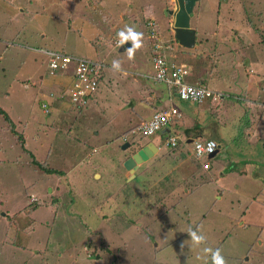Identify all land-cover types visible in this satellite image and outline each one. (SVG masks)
<instances>
[{
	"label": "rangeland",
	"instance_id": "374dc122",
	"mask_svg": "<svg viewBox=\"0 0 264 264\" xmlns=\"http://www.w3.org/2000/svg\"><path fill=\"white\" fill-rule=\"evenodd\" d=\"M173 8L174 0H0V108L23 138L0 115V264H211L203 247L220 249L227 264H264V110L232 112L234 100L212 76L207 88L224 98L197 105L152 79L155 45L168 61L192 65L193 83L212 62L223 77L242 67L215 38V50L226 54L214 59L211 35L205 52L191 57L197 35L192 45L191 32L172 28L164 10ZM193 9L190 30L195 19L209 33L216 17L231 20L238 11L234 46L260 59L264 0H198ZM125 26L143 33L131 60V42L117 45ZM44 50L103 64L87 103L59 98L66 77L49 75ZM263 95L253 105L261 106ZM170 107L181 112L173 131L172 124L143 137L142 123ZM250 122L251 131L262 127L245 139ZM214 130L216 139L209 137ZM168 136L177 139L174 148ZM189 138L218 143L210 171L193 160ZM148 143L159 151L133 173L125 169ZM189 229L205 244L193 245Z\"/></svg>",
	"mask_w": 264,
	"mask_h": 264
},
{
	"label": "built area",
	"instance_id": "2783aa9c",
	"mask_svg": "<svg viewBox=\"0 0 264 264\" xmlns=\"http://www.w3.org/2000/svg\"><path fill=\"white\" fill-rule=\"evenodd\" d=\"M117 45H120L119 40L117 41ZM158 50L159 46L155 45L152 56V79L155 82L174 89L176 97L183 102L203 104L210 101L211 104H215L221 101V96L215 94V92L209 90L206 86L187 83L186 78L189 76V68L183 63L168 61L165 55ZM41 53L47 59V68L50 76L61 75L66 77L64 80L65 86L59 98L63 101L70 100L75 105L87 103L97 91L103 77L102 65L97 62L71 57L64 52L55 50H44ZM180 116L181 113L173 107L155 113L142 123L140 134L143 137H150L161 133ZM176 140L175 137L168 136L165 138V144L167 147L174 148ZM210 144L214 148L211 152L208 151ZM191 146L193 160L202 166L203 171H210L211 158L209 156L217 153L219 150L216 141L210 138H197L192 141Z\"/></svg>",
	"mask_w": 264,
	"mask_h": 264
},
{
	"label": "crops",
	"instance_id": "0c3cea01",
	"mask_svg": "<svg viewBox=\"0 0 264 264\" xmlns=\"http://www.w3.org/2000/svg\"><path fill=\"white\" fill-rule=\"evenodd\" d=\"M196 3H195V5H196ZM195 5H194V7H195ZM237 12L238 11H236L234 13V16H232L231 20L228 19L226 16L216 17L212 33L206 32L203 29L199 30L198 29V25L196 26L195 19H194L192 27L195 30V34L197 35V37H196L195 46L191 50H189L190 51L189 54H190L191 57H193L192 53L193 54L197 53V51H199V50L205 52L206 49L204 47H202V46L206 45L208 43V40L206 39V37L211 35L210 36L211 37L210 41L213 42V50L214 51L212 53V56L215 57L214 59L217 60L216 58H221V56H222V58H224L223 55L226 54V52L224 53L220 49V47H219V51L215 50V48H214V38H215L218 41H220L222 43V45L223 44H227V47H228L227 52L228 53L234 52L236 54V58L239 61V65L237 67H241L242 66L240 68V71H237V72L234 71L233 74H235L236 76H231L232 78L229 77V76L228 77H223V76H220V75H223V74H220L217 70H215V67H214L215 65L212 62L211 64H208V66H207V68H210V71H208L207 73L203 72L202 76H200L199 79L196 80V83H193V82H191L192 79H194L193 78L194 77L193 74L191 75V72H193L192 65L185 64L189 68V71H190L189 76L191 75L190 77L188 76V78L186 80L189 83H192L193 85L194 84H202V85H205L207 87L208 86L207 85V79H208L209 76H212L213 78H211V84L214 85V86H218L219 89L221 90V92L219 90H215V92H220L222 94L227 92L228 94H227L226 97L234 100L235 106L230 108L229 110H231L232 112L234 110H238V111H241L242 113L245 112V111H248V112H251V113L254 114V113H258L257 112L258 110H264V101L262 103L263 105L260 102L259 105H261V106H257L256 107L255 105H253L255 103L254 100L255 99H260V95H262L264 93L263 90H262L263 86H264L263 85L264 84V49L262 48L263 52L261 53V55H259L260 59H258V58H256V56H251L250 57L249 55L254 53V52H251V50H249V49H248L249 50L248 51L246 47H241L242 43H239L238 45L234 46V44L236 43V40L239 39L238 36L236 38L238 29H235V21L237 19V17H236ZM190 18H191V16H190ZM190 22H191V19L189 21V24H190ZM198 23H199V21H198ZM230 29L233 32H231ZM258 43L261 45V43L259 41H258ZM200 47H202V48H200ZM208 48L211 49V47H208ZM198 57H199V55H198ZM241 61L245 62L246 64L243 63V65H242ZM231 62H233V61H231ZM211 67H212V70H211ZM225 78L231 79L232 81H230V83H233V85L229 84L226 88L225 87H221V85L219 84L220 83L219 81L224 80ZM242 82H246V83L243 85ZM256 85H258V86L256 87ZM249 92H252L253 95H249ZM223 98H224V96H222V99ZM72 111H74V110H72ZM72 111H70V112H72ZM223 114H224V119H225L227 114H228V112L227 111L226 112L223 111ZM255 116L256 115H254V117ZM247 119H248V115H247ZM263 120H264V118H263ZM263 126H264V121H263ZM253 127H254V125L250 122L249 126H245V127L242 128V131L243 132L245 131L242 134V136L245 139H247L248 137L252 138L254 135H257L259 133V131H260V128L262 126H260L259 128L251 131V129ZM209 133H210V131L206 132V134H209ZM214 133H215V135L214 134H209V137H213V139L218 138L216 130H214ZM251 133H253V136H250ZM250 138H248V139H250ZM195 139H197V138H193V139L189 138L188 139L189 140L188 143L190 141H194ZM189 144L191 145V142ZM263 149H264V143L261 146L260 152H262ZM158 151H159V147H158ZM242 169H243V171H242ZM242 169L239 172V174L241 172L246 173L248 171L247 167L246 168H242ZM263 192H264V190H263ZM241 224H243V223H241Z\"/></svg>",
	"mask_w": 264,
	"mask_h": 264
},
{
	"label": "water",
	"instance_id": "95a60500",
	"mask_svg": "<svg viewBox=\"0 0 264 264\" xmlns=\"http://www.w3.org/2000/svg\"><path fill=\"white\" fill-rule=\"evenodd\" d=\"M198 0H174V8L172 10H164L165 15H170L172 17V28L175 30H187L192 34V45L195 43V31L190 30V16L193 12V8L195 3ZM186 46H192L191 42L185 44ZM127 48L130 45H125ZM183 46V45H182ZM192 143V141H190ZM189 142V143H190ZM128 144H124L122 146V150L128 148ZM158 148L153 143H148L143 146L141 149L137 151L130 159H128L124 163L125 169L129 170L133 173L134 168L137 165H140L146 161H148L155 153H157ZM215 154L209 156V158H213Z\"/></svg>",
	"mask_w": 264,
	"mask_h": 264
},
{
	"label": "clouds",
	"instance_id": "9594fccd",
	"mask_svg": "<svg viewBox=\"0 0 264 264\" xmlns=\"http://www.w3.org/2000/svg\"><path fill=\"white\" fill-rule=\"evenodd\" d=\"M118 37H119L120 45H123L124 43L129 41L131 42L132 47L127 49L126 51L128 54V58L130 60L134 59L135 51L143 47V33L137 32L133 26H125V28L118 33ZM55 51H59V50H55ZM119 66L120 65L118 61H113L114 68L119 69ZM53 67H55V65H53ZM213 150H214L213 145L210 144L208 147V151L211 152ZM188 235L193 245L200 246L205 244L204 235L199 234L198 231L189 229ZM183 246L184 245L182 244L181 247L183 248ZM202 253L204 257H207L208 255L211 256V264H227V261L222 255L220 249L214 250L211 247H203ZM205 264H207L206 259H205Z\"/></svg>",
	"mask_w": 264,
	"mask_h": 264
},
{
	"label": "trees",
	"instance_id": "16d2710c",
	"mask_svg": "<svg viewBox=\"0 0 264 264\" xmlns=\"http://www.w3.org/2000/svg\"><path fill=\"white\" fill-rule=\"evenodd\" d=\"M97 63H99V62H97ZM100 64V63H99ZM102 64V63H101ZM100 64V65H101ZM102 67H104L103 66V64H102ZM103 76V75H102ZM164 85V84H163ZM165 86V88L167 89V88H170V87H168V86H166V85H164ZM174 90V89H173ZM213 92H215V91H213ZM183 102V101H182ZM207 102H209L210 103V101H207ZM186 103H190V104H193V105H197L196 103H191V102H186ZM181 113V112H180ZM0 115L1 116H3V119L5 120V122L9 125V127H10V129H11V132L13 133V134H15L17 137H18V139H20V140H22L23 138L15 131V128H14V123L11 121V119L9 118V116L5 113V111L3 110V109H1L0 108ZM176 124V120L174 121V123H173V125L170 127V128H168V131L170 130V131H173L172 130V127L174 126ZM217 143V142H216ZM26 152V151H25ZM33 163L36 165V166H38L39 167V169H41L42 171H44L46 174H53V173H55V171H53V170H50V169H48V168H44V166L42 165V164H39L38 162H36L35 160H33Z\"/></svg>",
	"mask_w": 264,
	"mask_h": 264
}]
</instances>
